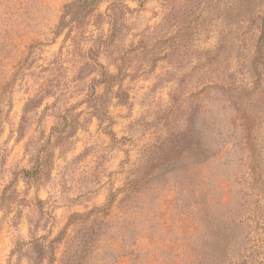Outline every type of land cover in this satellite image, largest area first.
<instances>
[{"label":"rangeland","instance_id":"obj_1","mask_svg":"<svg viewBox=\"0 0 264 264\" xmlns=\"http://www.w3.org/2000/svg\"><path fill=\"white\" fill-rule=\"evenodd\" d=\"M263 8L0 0V264H230L238 248L214 229L235 219L245 240L256 201L236 193L241 152L227 155L233 95L264 164ZM196 108L202 148L219 153L204 164L193 144L171 170L165 150Z\"/></svg>","mask_w":264,"mask_h":264},{"label":"trees","instance_id":"obj_2","mask_svg":"<svg viewBox=\"0 0 264 264\" xmlns=\"http://www.w3.org/2000/svg\"><path fill=\"white\" fill-rule=\"evenodd\" d=\"M264 3V0H262ZM246 12H244L246 15H250L248 12L249 9L248 5L241 6ZM68 11L66 12V15L69 14V6L67 7ZM264 9V8H263ZM253 13V12H252ZM260 19L262 20V34L257 40V54L260 58H257L259 62V59L264 55V10L259 13ZM105 78H114V76H109V74L104 75ZM101 80L98 81L100 83ZM215 89L219 88L224 90L223 85H214ZM232 93V91H231ZM241 95V94H240ZM237 95H233V107L235 111L237 112L240 120H241V129L242 132L240 134V141H237L233 143V146L235 150H232L227 153V155L231 154L232 152H241V157L238 158V161L242 160L241 168L246 167V169L243 171L244 174L241 178H238L235 180V183L238 185L240 184V188L236 190V193L240 195H247L249 199H256L253 204V209L251 210V215L248 224L249 232L246 235L245 240L240 239V233L244 231L243 229L238 228V223L235 219L232 220L231 225H219L215 227L214 234L217 237H222L223 241H227L228 244L233 245V247L236 249L238 248L237 252H235V259H231L230 264H256V260L254 259L258 254H260L259 250L263 249L264 246L260 248V239H259V231L260 227L264 228V164L261 163L259 158V151H257L255 140H253V126L256 124V116L252 113L251 109L247 108L244 105H247L249 101H247L245 98H237ZM237 98V99H236ZM199 108L194 109L193 114L191 118L188 120L189 125L183 130V132H180L182 130H179V134L174 133L173 138L170 141L169 147L165 150V155L162 160L165 163H168V166H172L171 170H174V164H176L180 157H182L185 153V150L191 151L193 148V144L196 145L194 147L193 153L199 157H202L201 162L204 164L207 163L211 157V155L215 156L219 153L215 152L213 150H209L207 147L202 148V145H204L200 131L196 129L195 127V119L196 114L198 112ZM157 149H161V147H157ZM196 149V150H195ZM197 151V152H196ZM246 158V159H245ZM249 159H251L249 161ZM245 161V162H244ZM249 161V162H248ZM240 163V162H238ZM162 164V163H161ZM239 166V167H240ZM243 179V180H242ZM242 180L243 182H240ZM245 187L248 189V192H245ZM244 199L243 197H241ZM253 203V200L251 204ZM206 217V214L205 216ZM206 221V219H204ZM253 222V224H252ZM101 224V222H96ZM97 226H100L96 224ZM243 226V224H242ZM91 228V227H90ZM238 228V229H237ZM93 231V230H92ZM84 235V234H83ZM85 236V235H84ZM243 236V232H242ZM253 239H257L256 246L250 245L248 246V243L252 242ZM77 243H80L77 242ZM81 244H83V247H80V250L83 251V248H86L87 240L84 238L82 241L81 238ZM256 254V255H254ZM255 256V257H254ZM253 257V258H252ZM259 257V256H258ZM222 261V258H220L219 261L214 262L213 264H219ZM65 264H71L70 263V257L67 258ZM222 264V262L220 263ZM258 264H262V262H259Z\"/></svg>","mask_w":264,"mask_h":264},{"label":"water","instance_id":"obj_3","mask_svg":"<svg viewBox=\"0 0 264 264\" xmlns=\"http://www.w3.org/2000/svg\"><path fill=\"white\" fill-rule=\"evenodd\" d=\"M84 9H85V7L82 9V11H84ZM73 19H75V17Z\"/></svg>","mask_w":264,"mask_h":264}]
</instances>
